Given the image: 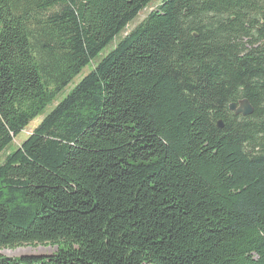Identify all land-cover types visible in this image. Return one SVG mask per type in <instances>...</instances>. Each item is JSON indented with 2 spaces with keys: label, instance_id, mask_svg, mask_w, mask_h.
Wrapping results in <instances>:
<instances>
[{
  "label": "trees",
  "instance_id": "obj_1",
  "mask_svg": "<svg viewBox=\"0 0 264 264\" xmlns=\"http://www.w3.org/2000/svg\"><path fill=\"white\" fill-rule=\"evenodd\" d=\"M153 1L0 0V155ZM44 244L0 264H264V0H162L4 158Z\"/></svg>",
  "mask_w": 264,
  "mask_h": 264
},
{
  "label": "rangeland",
  "instance_id": "obj_2",
  "mask_svg": "<svg viewBox=\"0 0 264 264\" xmlns=\"http://www.w3.org/2000/svg\"><path fill=\"white\" fill-rule=\"evenodd\" d=\"M161 2L162 0H154L151 4L147 6L146 9L140 12L137 18L127 26L125 32L121 36L116 38V40L111 45L106 47L90 65L86 66L81 71V73L76 76L71 81V83L56 96L53 102L49 104L44 109V111L31 123H29V125L25 128L23 132H21L16 138L13 139L9 147L0 155V164L8 154L15 151L21 145V143L27 139V137L32 133V131L41 123L44 117L47 116L56 107V105L60 103L68 95V93L94 69L96 64L114 48L115 44L120 39H122L127 33H129L133 28H135L147 16L148 13L156 9V7L160 5ZM56 250L57 247L50 244L25 245L15 248H1L0 255L8 258H19L26 256H49L54 254Z\"/></svg>",
  "mask_w": 264,
  "mask_h": 264
},
{
  "label": "water",
  "instance_id": "obj_3",
  "mask_svg": "<svg viewBox=\"0 0 264 264\" xmlns=\"http://www.w3.org/2000/svg\"><path fill=\"white\" fill-rule=\"evenodd\" d=\"M229 111L233 112L237 116L247 117L252 115L253 108L247 100H241L237 103L229 105ZM218 128H222V123L218 122Z\"/></svg>",
  "mask_w": 264,
  "mask_h": 264
}]
</instances>
